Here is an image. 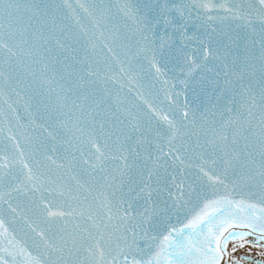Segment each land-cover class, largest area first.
<instances>
[{
	"label": "snow or ice",
	"instance_id": "obj_1",
	"mask_svg": "<svg viewBox=\"0 0 264 264\" xmlns=\"http://www.w3.org/2000/svg\"><path fill=\"white\" fill-rule=\"evenodd\" d=\"M259 5V8H255L249 4L247 11L229 8L230 16L205 18L197 12L193 20L191 13L193 7L209 9L213 6L209 3L164 4L160 6L158 14L150 16L145 13L136 20L138 25L136 31L145 40H147L144 36L145 32L155 34V29L160 23L157 16H165L164 24L176 30L187 32L189 22L198 29L203 28L204 36L199 42L204 49L205 62L207 63L210 58L219 60L220 67L227 69L224 72L225 83L232 86L227 103L233 105V108H228L227 111L231 113L235 110L236 120L229 119L223 122L219 129L215 127V120L207 122L213 125L207 130L202 123L199 132L204 140L201 142V135L192 130L197 124L195 112L190 113L186 110L180 117L177 107L172 112V118L162 117L168 124L170 146L177 138L184 140L195 136V146L189 145L193 152L215 153L218 148L223 151L221 169L205 172L201 168L203 172L201 195L205 196V200L200 210L193 209L194 214L182 227L169 225L167 234L150 235L154 229L163 227L160 213L163 212L164 218L167 219L169 210L157 209L155 206L151 209L148 207L152 195L150 186L144 184L143 173L139 171L137 164L135 162L128 164V157H122L126 161L125 168L128 171L121 172L122 179L118 190L110 194L101 192L92 196L90 203L89 196L86 195L83 198L84 206L78 208L69 205L67 211L49 212L59 242L53 239L47 247L58 258L43 261V264H220L222 256L227 252L229 240L237 241L233 246V252L237 247L244 248L245 244L250 243L245 239L249 235L255 236L254 247H264V244H261L264 241V0H259ZM125 7L129 9L126 15L136 19L131 6ZM60 9L61 5L47 0H0V81L10 86L12 73L16 67L24 68L31 75L33 83L39 86L38 95L48 97L44 111L47 113L46 122L53 128V132L56 131V121L61 113L59 99L62 94L65 101L63 107H67L69 94L74 92L77 98L84 95V99L87 100L97 95L95 90L100 89L99 70L93 69V62L86 48L87 41H84L82 36H77L70 25L57 28ZM172 10L179 14V20L167 18L166 14ZM185 10L188 11L187 17ZM135 11L138 13L140 9L136 8ZM253 12H255L254 19L260 24L258 55L257 40L254 37H241L239 34L234 36L230 30L223 27H212L214 21L219 20L223 25L228 19L243 21L244 26H251ZM196 21L200 23L197 24ZM141 24L142 28L139 27ZM252 31L256 33L255 28ZM76 45H80L79 50ZM151 50L155 57L156 48L153 46ZM79 52L84 53L83 59L79 58ZM60 56L64 57L63 61L59 59ZM69 60L72 63H69ZM193 65L200 67L195 61ZM65 71L67 76L62 74ZM45 85L47 92L44 90ZM53 85L58 86L59 91H56ZM54 92L57 96V104L51 107ZM41 104H44V101H41ZM77 106L73 102V107ZM79 107L83 114L84 107L82 105ZM184 107L187 109V102ZM241 108L247 110L246 121L242 119ZM190 115L191 121L185 124ZM201 119H204L203 114ZM83 123L86 122L80 120L76 122L81 135L85 134V128L81 126ZM66 126L67 122L60 124L61 128ZM185 128L189 131H184ZM229 129H234L231 150H229ZM139 130V123L132 126L133 133ZM53 132H49L48 136L55 139ZM209 132L212 133L211 138H208ZM162 135L164 134L157 133L158 137ZM240 139L244 140L242 147L238 146ZM182 149L183 145H180L178 150ZM80 150L83 151L82 148ZM96 150L99 152L100 148L97 147ZM130 154L134 159L139 157V152L132 151ZM35 163L39 165L40 161L37 160ZM134 170L139 172V183L132 175ZM32 171L30 168V179ZM36 172H39V167L36 168ZM125 175H127L126 185L123 180ZM151 175L150 172L149 179ZM141 184L144 186L141 187ZM125 186L128 187L127 192L123 191ZM221 186L224 194H220ZM137 188H140V192L133 197L132 193L136 192ZM146 190L147 195L144 197L143 211H141L139 201ZM208 190L214 198H206L209 194ZM235 195L247 196V199L237 200L234 198ZM257 198L258 202H255ZM73 200L79 202V197H73ZM97 201L99 204L96 203ZM69 218L76 221L71 229L68 227ZM61 219L64 224H56V221ZM113 221L117 223L114 224ZM112 232L119 233V240L122 242L117 244L115 250L109 243ZM61 233L62 235H59ZM141 240L145 242L144 248L140 246ZM153 248L156 249L155 252L152 251ZM258 255L264 257V251L259 252ZM252 259L250 254H245L240 259L233 258L232 264H241L242 261ZM0 264H3V261H0ZM26 264H42V261L29 255ZM254 264H264V260H255Z\"/></svg>",
	"mask_w": 264,
	"mask_h": 264
},
{
	"label": "water",
	"instance_id": "obj_2",
	"mask_svg": "<svg viewBox=\"0 0 264 264\" xmlns=\"http://www.w3.org/2000/svg\"><path fill=\"white\" fill-rule=\"evenodd\" d=\"M67 1H69L70 6L74 7V9L71 8L70 11H67L64 8V14L69 19L67 20L68 25L71 26L73 32L77 36H80L78 35L77 32L82 31L86 33L85 29H88L87 25L91 24L92 26V24H96L94 28H92L93 30H95V33L87 32L90 37L86 38L87 39L86 45H89L90 47V50H87V52L89 56L92 55L93 57V58H90L91 61L96 59L95 54H98L100 58V63L98 65L92 64V66L94 70L96 69L99 70L98 83L100 85V90L101 89L104 90V91H101L103 97L102 99H100L99 97H96L95 100L97 102L91 103L92 105L91 109L92 108L96 109V106H97L98 108L102 110L103 114L101 117L97 116L93 118L89 117L88 115L85 116V112L91 109L88 107H84V105H82L85 111L83 114H81V108L79 107L80 105L76 104L78 106L75 107L74 110H71L69 112L67 111L68 114L72 112L71 113L72 118L70 119L63 118L62 121L59 122V126L57 128H60V130L58 132L56 131L53 132V128L46 122L47 119L45 116L42 119H38L39 120L38 125L39 126L42 125L44 129L47 130L44 132L45 135L48 134L49 132H53V135L55 136V139H52V137H47L49 139V143L57 144V141H59L61 145L63 142V137H64V135L62 136V133L69 137H74V147L71 148L72 150L66 153L60 152V148L53 150L52 153H55L56 155H59L60 153L59 155L60 157L55 158L54 156L55 160H57L56 162L54 161V158L52 157L49 151L38 150L37 146L34 145L36 136H34L33 133H35V129L33 128V124L23 121L25 120L24 115H23L24 111H21L18 107L16 108L14 107L10 109L11 115H8V118L1 116V121L3 122V125L0 126V151H2L3 148H5L6 150H9L8 148L12 144H16L15 149L24 147V151H23L25 155L24 161L18 162V161L13 160L11 161V167L10 168L7 167L6 169H3L4 166H0V173L3 172V175L0 174V208H1V205L6 206V203L9 200H11L13 203H19L20 205L22 204L24 206L22 208L25 209L24 212H21L20 211V209H22L21 206H18L16 204H14L15 209H13L12 207L9 208V210L12 213L14 214L16 213L18 215L17 218L20 220V225L22 227V230L18 229L19 223L13 224V227H14L13 229L9 226L10 227L9 233H11L12 230H15L17 232L15 234V239H11L12 244L10 246V254L13 257H16L17 259H20V260H23L22 257L19 255L20 252L24 254L23 258H29V255H30L31 257H37L41 259L42 262H43L42 259H44L46 255L53 256L54 253L51 250H48L47 252H45L42 246V242L46 240L47 238L52 239V240L53 239L58 240L57 232L54 234L55 226L53 225V222H52L53 218L49 216V212H52V209L56 208L59 205V203H63V201H67L66 202L67 205L65 206V204H62L61 207L63 208L61 210L55 209L53 212L67 211L69 210V205H71L72 207L78 208L81 204L78 207L77 205L83 201V198L86 195L89 196L88 202L90 203L91 197L95 196L94 195L95 191L104 192L105 194H110L114 190H118L121 185L118 182V180L116 181L114 180V182L106 181L105 183H99L97 185L96 182H93L91 179L86 177L85 174L90 172L91 170V172H93L96 175L97 180H100L101 177L104 179L108 178L106 174L113 175V173L110 171L113 168H114L115 174L118 175L117 173L118 171L115 169V167L120 168L121 172L127 173L128 170L125 168L126 161L122 159V157H125V156L128 157L127 159L128 164H133L134 162L136 163L139 159L138 158L134 159V157L129 152L127 151L124 152L125 150L123 148L128 145L129 150L133 151V149L135 148L133 141L135 137L137 139L139 132L143 133L146 129H153L159 126V125L149 124V120L146 118V115H144L143 112L134 111V106H133L134 100L131 99L130 95L135 96V93H131V92L134 87L136 88L135 86L136 84L134 82L130 86H127L124 82H122L123 80L127 82L131 74H136V83L138 85L143 81V75H147V73L151 71L152 74H149L147 76L150 79L151 77L154 78L155 89L156 91H159V94H158L159 98L157 96L153 101L157 103L159 106L156 108V111H157L158 109L162 110V108L166 105L175 106L176 104L175 102L178 100V98L180 96H183L179 92V89H178L179 84L177 82L173 83L172 80H175V79L178 80L180 85L185 86L187 89L192 88V92H187L188 94H190V96H187V94H185L184 99H182L181 102L195 95V92L199 93V91L197 90L198 86L195 88V90H193V86H196V84L189 77H185L183 75V69L189 72L191 71L193 67H196L195 65H193L192 61H188V60L196 61L195 63L197 65H200V67L198 68H201V67L208 68L209 70H211L209 71L210 74L217 75V73H219V75H217L218 77L224 75V72L227 71V69H222L220 67L219 60H212L210 58L207 61V63L205 62L204 55H203L204 49L202 48L199 42V39L203 38L204 36V30L203 28L198 29L197 27L193 26L191 22H189L192 25V31L190 35L189 44H187L186 46L182 44L178 45L180 47L179 48L180 52L185 51L187 52V56H189L186 58L176 59V62H178L176 65L179 64L180 66H182L180 71L178 70V73L176 71L177 68H174L176 67L175 65L171 66V65L166 64L162 72H160L161 69L159 68H156V70L159 69V71L151 70L149 68L148 64L150 62H154L155 67L164 66L163 64L165 63L167 59L166 56L165 57L158 56L156 58H144V59L138 58L135 62H132L133 59L124 58L126 54L128 55L127 51L123 52L120 49L121 47L112 46L111 42L108 48L106 49L107 52L103 53L98 50V46L102 42L105 45H107L106 44L107 31H110V33L113 35V39L115 42H117V38H116V35L114 34V29L119 28V25H120L119 30L121 31L123 35L127 36L131 34V30L125 28L124 26L125 22L121 24H117L118 16H121L125 13L116 12L115 18L114 19L110 18V16L114 13V11L109 12L108 0H78V2L76 1L71 2L70 0H67ZM194 3L195 4L209 3L213 7H210L209 9H203V8L197 9L193 7L191 9L193 20H195L197 12H199V14L202 17L206 18L208 16H211V17L226 16V15L230 16V13L228 12L229 8H232L233 10L242 9L244 11H247L249 4L253 5L255 8L260 7L259 3L258 2L255 3L253 0H184L183 1V5H193ZM90 12L93 14V17L92 15L90 16ZM139 12L142 14V16L144 15L142 10H140ZM187 15H188V11L185 10V16L187 17ZM252 16L254 19L255 14L253 13ZM159 21L160 23L156 27L155 30L163 29L166 26L163 20L159 19ZM49 23H51V21H49ZM196 23L199 24L200 21H196ZM64 24H65L64 19L57 18V25H56L57 27L62 26V25L64 26ZM237 25H240V26L238 27ZM243 26H244L243 21L233 20V19L226 20L223 25H221V22L219 20L214 21V23L212 24V27H223L227 30H230L234 36L239 34L241 37H245ZM139 27L142 28L143 25L141 24L139 25ZM136 29H137V26H132V31L134 32L133 36L136 38H139L141 35L136 31ZM210 30L211 29H209V31ZM172 33L178 38H182V36L184 35V31H180V30H175V31L172 30ZM82 37H83V40L86 41L83 35ZM92 40H95L97 42L96 45H93ZM138 41L142 46H144V43L145 45L149 44V42L145 40L144 37L142 36L138 39ZM124 42L127 43L128 41L124 39ZM167 47H168L167 48L168 50H172V51L175 50V47L173 45H169ZM76 48L77 50H79L80 45H76ZM131 49L133 50L134 48H131ZM258 54L259 53L257 51V55ZM83 57H84V53L80 52L79 58L83 59ZM188 58H193V59H188ZM59 59L63 61L64 57L60 56ZM105 60L114 61V62L108 63L109 66H113L116 68L114 73H112L113 69L111 71H108V69H106L105 64H104ZM69 63H72V61L69 60ZM127 70L131 74L127 73ZM171 72L175 73L176 75H173ZM15 73H18V77L20 76V74H22L27 84L28 90L32 91L35 94V96L32 95L33 99H35L36 97L35 100L38 103H41V101L47 99L46 96L39 97L37 95V90L34 91V89H36V84L33 83V79L31 75L28 74L24 68H18V71L13 72V74ZM62 74L67 76V71L63 72ZM180 75H182L185 78H183ZM18 77H15V76L12 77V83L10 86H6L3 81H0V92L6 95L11 94L12 91L4 93L3 92V90L5 89L4 87H6L7 91H9L13 88V86H20L22 80L21 78L18 79ZM29 79H31V82H28ZM203 80L204 78L200 79L201 82H203ZM118 83L120 85V88L127 89L128 91L127 94H124V96L120 97L123 102L122 105L107 101L108 98L109 99L111 98V95L108 93V90L105 88V86L109 84H113L118 87ZM53 87L56 89V91H59L58 86L53 85ZM231 87H232L231 85H228V89H230ZM150 93L154 94L151 90H150ZM162 93H164V95ZM200 93L201 95H203L202 92ZM200 93H199V96H200ZM72 95H75V93L73 92L72 94H69L67 98L70 99ZM53 97H57L55 95V92L52 94V98ZM61 97H63V95H61ZM104 104L107 107L110 106L112 109H115V108L119 109L121 106V110L122 109L124 110V114L122 116L119 114V117H117L113 113V111L108 110ZM67 105L69 106L71 104L67 103ZM50 106L52 107V105ZM70 107H73V104ZM139 107H142V106L139 105ZM33 109L34 108H32V110ZM215 109H218V107L216 106ZM38 112L40 113V110H38ZM65 112L66 110L64 111V113ZM172 112L173 110H171L170 107L167 108L166 113L168 116H172ZM189 112L190 113L195 112V115L198 116L197 118H200L202 114H204L203 109L200 110L198 107H195V106L191 108ZM240 112L242 115V119L246 121L248 119L247 110L246 111L240 110ZM73 113H76L78 116H74ZM34 115H37L35 111H34L33 116ZM142 115L144 116V118H142L143 117ZM162 116H164V114H162ZM189 117L192 118L191 115ZM219 117H220L219 115L217 116L212 115L210 118L205 120V122L206 124H208L207 123L208 121L215 120L220 128V125L223 122H221L220 124L218 123V121H220ZM235 117H237L236 114H235ZM158 119L161 120L162 117L159 116ZM229 119L230 117L227 118V120ZM256 119L257 121L259 120L258 113L256 115ZM78 120L86 122V123H83L81 126L85 128V134L93 133L91 134V139H89V136H86V135H80L79 137H76L77 133L74 132V128L79 130V127L76 126V122ZM64 122H67V126L61 128L60 124ZM136 123H139L140 130L133 133L132 126ZM101 124H103L102 128H101ZM159 130L161 131V128H159ZM98 132H100L104 136V138L102 135L98 136ZM154 132L155 131H151V134H150L151 137L155 136ZM130 133H131V136H129ZM107 134H109L107 138L109 139L111 138V140L106 144L105 137ZM95 135H96L97 140L95 139ZM177 140L180 141L183 145H185L187 151L191 155L197 154L196 157L195 155L194 157H192L193 160L195 159V161H197V164L192 163L190 165V166L195 165L194 166L195 171L197 172L200 171L199 172L200 176L195 179V182L200 181V179L203 177V172H201V168H203L205 172H211L213 169H217V170L221 169L222 160H223L221 158H224L222 154L220 153L221 150L217 149L215 153H213L212 151H205L203 153H197V152H193L191 148L189 147V145L194 147L195 146L194 142L192 141L189 142V139L181 140L177 138ZM96 142L99 145L102 144V146L105 148L104 151L106 152L105 154L106 157L103 160L97 159L100 156V154L91 156L88 152H86L87 151L86 145H89L88 143L95 144ZM154 142H155L154 140H151L150 144L153 145ZM240 143H244V142L241 141ZM81 148L83 149L82 152L80 150ZM10 152H12V149H10ZM1 154L2 152H0V156ZM170 156L175 157L171 163L172 167L175 166V167L183 168V161H186L185 156L183 157L177 153H173ZM37 157H39L40 160L44 163H48V161H50L55 164L53 166H48V165H43L40 162V165H36V163L33 161V158H37ZM178 157H182V159ZM148 161L149 160H147V163L144 162L145 166L148 164ZM25 165H27V167ZM137 166L139 168V171L143 173L144 184H147L150 187L158 186V187H162L166 189V191L159 193V195H157V193L153 194L154 191H151L152 195H151V199L148 201V207L150 209L153 206H155L157 209L167 208L169 211L167 212V217H168L167 221L166 222L163 221V227L159 229H154L153 233H150V235L151 234H155V235L163 234V230L165 227L168 226V224L173 225L176 228L182 227L184 224L187 223L188 219L191 218V215L194 214L192 210L195 209V211H199L200 208L203 206V202L205 198L196 199L195 197H193V195L190 192L189 193L183 192V190H185L184 188L187 187V183L172 180L170 177H166L167 173L165 172V170H161L159 167H156L155 169L144 170V167L142 168L141 165L137 164ZM37 167H39L38 173L36 172ZM164 167L166 169L168 168V165L166 162L164 163ZM30 168L33 170L31 173L32 175L31 179L29 178ZM5 170L7 173L10 172V176L6 174L5 177H3L5 174ZM150 172L152 174L151 179H149ZM17 174L21 175V177L24 178V181L22 180L21 177L17 178V180L20 183H23L24 190L21 192L18 198H12L10 197L9 190H11V193L18 196L17 191L20 188H22L21 186H18L16 188L13 186V182L15 181ZM132 175H134L137 178V183H139L140 181L139 172L134 170ZM180 175L181 174H178L175 176L179 178ZM123 180H126L127 182V175L123 177ZM24 182L26 183V185L24 184ZM144 184H141V187H143ZM90 185L92 186L90 187ZM8 186H10V189ZM50 187L55 188V189L58 188V190H56V192L53 191V193L50 194V192L48 191ZM81 188H84L85 193L81 192L80 190ZM198 188L201 190V185H198ZM222 188L223 187L221 186L220 189ZM89 190L93 191V193L92 192L88 193ZM33 191H35V195H32ZM123 191L127 192L128 187L125 186L123 188ZM139 192H140V188H137L136 192L132 193V196L135 197L137 193ZM220 194H222V191H220ZM146 195H147V190L144 194H142V198L139 201V208L141 211H143L144 197ZM174 195H179V197L182 198V203L178 204V207H177L178 209L173 207L172 205H166L165 203L166 201L170 200V197ZM73 197H79V202H77L76 200H73ZM206 198L212 199L214 197H210L209 195H207ZM234 198L237 200L241 198L246 199V197H241L240 195H235ZM50 199L55 200V202H53V200H50ZM48 200L52 202L49 204ZM192 201L194 202L191 203ZM36 202H39V203H36ZM172 202H175V201L172 200L171 203ZM255 202H258V198ZM96 203L99 204V201H97ZM48 204L52 209L44 208V205H48ZM197 204L199 205V207H196ZM14 205L12 204L11 206H14ZM191 205H192V209H191ZM81 206H84V203ZM19 212L24 213V215L23 216L19 215ZM160 216H164V213L161 212ZM24 220L30 223L31 230H36V232L33 233L30 238H28L24 233V231L27 230ZM38 220L40 221V223L38 222ZM61 221L62 219L59 221H56V223H58L59 225H63L64 223H61ZM70 221L73 222L74 224V220L70 218ZM113 223L115 224L117 222L113 221ZM40 225H42L43 229L40 228ZM68 225H69V222H68ZM235 230L236 231H242V230L250 231L249 229H235ZM164 233L167 234V231H164ZM37 234H39V236H36ZM59 235H62V233ZM248 237H253V235H249ZM228 242H231V240H229ZM109 243L112 246H116L118 243L122 244V242L119 240V233L112 232L111 240ZM140 246L142 248L145 247V242L143 240H141ZM1 247L2 246L0 245V248ZM155 250H156L155 248L152 249L153 252H155ZM2 251L4 250H0V261H5L7 260V257L1 254ZM4 252L6 253V251ZM148 255H151V253H148ZM226 256H227V252L226 254H224V258ZM120 259H123V257H120ZM11 261H15V260L12 259ZM9 264H16V263L9 262ZM224 264H231V260L225 259Z\"/></svg>",
	"mask_w": 264,
	"mask_h": 264
},
{
	"label": "bare ground",
	"instance_id": "obj_3",
	"mask_svg": "<svg viewBox=\"0 0 264 264\" xmlns=\"http://www.w3.org/2000/svg\"><path fill=\"white\" fill-rule=\"evenodd\" d=\"M245 239L250 243L245 244L244 248L237 247L235 252H233L232 249L233 246L237 243V241L231 240V242L227 243V260H231V264L233 258L240 259V257L245 254H250L252 257H257L264 260V257L258 255L259 252L264 251V247L253 246L256 243L255 236L253 235V237H246ZM261 244H264V241H262ZM249 250L251 251L249 252ZM241 264H250V262H248V260H245L242 261Z\"/></svg>",
	"mask_w": 264,
	"mask_h": 264
}]
</instances>
